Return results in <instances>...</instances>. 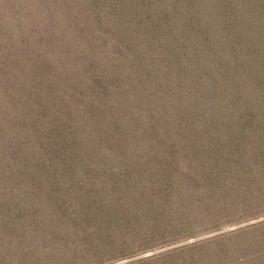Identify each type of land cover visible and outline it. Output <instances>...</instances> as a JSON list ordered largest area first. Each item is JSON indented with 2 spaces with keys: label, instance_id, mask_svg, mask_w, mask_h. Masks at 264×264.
<instances>
[{
  "label": "rangeland",
  "instance_id": "obj_1",
  "mask_svg": "<svg viewBox=\"0 0 264 264\" xmlns=\"http://www.w3.org/2000/svg\"><path fill=\"white\" fill-rule=\"evenodd\" d=\"M0 264H264V0H0Z\"/></svg>",
  "mask_w": 264,
  "mask_h": 264
}]
</instances>
